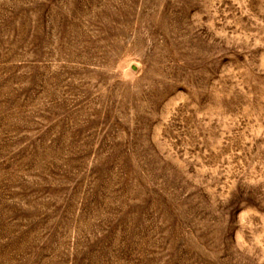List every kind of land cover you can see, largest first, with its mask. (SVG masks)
I'll list each match as a JSON object with an SVG mask.
<instances>
[{
	"label": "rangeland",
	"instance_id": "374dc122",
	"mask_svg": "<svg viewBox=\"0 0 264 264\" xmlns=\"http://www.w3.org/2000/svg\"><path fill=\"white\" fill-rule=\"evenodd\" d=\"M0 264H264V0H0Z\"/></svg>",
	"mask_w": 264,
	"mask_h": 264
}]
</instances>
